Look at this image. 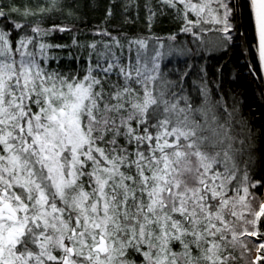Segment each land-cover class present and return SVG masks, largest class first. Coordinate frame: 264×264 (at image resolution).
<instances>
[{"label": "snow or ice", "instance_id": "1", "mask_svg": "<svg viewBox=\"0 0 264 264\" xmlns=\"http://www.w3.org/2000/svg\"><path fill=\"white\" fill-rule=\"evenodd\" d=\"M55 4L0 5V264H239L244 240L264 236V177L251 175L250 139L193 61L205 45L226 48L247 12L264 70V0L110 3L108 19L117 7L142 8L149 24L174 11L195 49L146 39L125 49L107 29L96 33L106 41L48 43L73 27L27 18ZM61 48L84 51L69 53L76 69L61 70L51 54Z\"/></svg>", "mask_w": 264, "mask_h": 264}, {"label": "trees", "instance_id": "2", "mask_svg": "<svg viewBox=\"0 0 264 264\" xmlns=\"http://www.w3.org/2000/svg\"><path fill=\"white\" fill-rule=\"evenodd\" d=\"M111 2L112 0H56L52 13L28 17L27 23L32 25L38 23L44 28L54 23L73 27L72 32H57L48 37L47 42L52 44L71 45L74 34L81 43L106 41L107 37L96 33L107 29L114 38H119L125 49L129 42L138 39H146L149 44L162 43L164 47L172 45L195 49V38L181 30L183 21L174 11L165 9L164 15H157L149 24L142 8L137 15L135 10L126 14L117 7L114 9L115 16L108 19L106 12ZM50 4L51 0H0V5L4 6L5 11L12 7H19L21 10L28 8L38 13L41 6L47 7ZM10 19L23 22L17 13H13ZM28 34L31 35V33ZM172 37H175L174 41ZM217 37L218 34L215 32L203 34L205 41L216 40ZM255 43L252 23L245 12L238 33L233 35L232 41L226 45V48L212 51L205 45V48L201 50L203 59L197 57L193 63L206 67L212 101L223 102L227 111L233 114L235 131L246 142L250 139L252 148L249 154L253 161L250 172L254 179H260L264 177V79L257 52L253 47ZM77 51L81 55L85 54L82 49L76 48L55 49L51 54L61 57L59 67L67 71L69 68H77L76 62L68 59L69 53L75 55ZM176 59L179 61L184 58ZM81 66H83L82 61ZM50 67L56 68L57 65L52 62ZM169 67L171 68L172 65L170 64ZM193 79L197 77L194 76ZM255 191L263 198L264 188H257ZM252 208L258 210V202H253ZM252 230L249 227V231ZM255 230L264 232V218L258 220ZM244 243L247 244L248 250L239 264H264V259H259L264 257V251H258L256 247L264 243V236L248 237ZM174 248L178 250V245ZM240 251L241 249L237 248L236 254L238 255ZM131 258L140 264L139 256L133 255Z\"/></svg>", "mask_w": 264, "mask_h": 264}, {"label": "rangeland", "instance_id": "3", "mask_svg": "<svg viewBox=\"0 0 264 264\" xmlns=\"http://www.w3.org/2000/svg\"><path fill=\"white\" fill-rule=\"evenodd\" d=\"M160 44H162V43H160ZM154 45H156V44H154V43L149 44V43H148L149 49H151ZM164 48L167 49V47H164ZM263 198H264V193H263Z\"/></svg>", "mask_w": 264, "mask_h": 264}, {"label": "water", "instance_id": "4", "mask_svg": "<svg viewBox=\"0 0 264 264\" xmlns=\"http://www.w3.org/2000/svg\"><path fill=\"white\" fill-rule=\"evenodd\" d=\"M262 73H263V79H264V70H262Z\"/></svg>", "mask_w": 264, "mask_h": 264}]
</instances>
